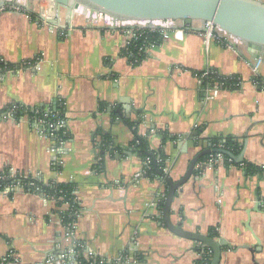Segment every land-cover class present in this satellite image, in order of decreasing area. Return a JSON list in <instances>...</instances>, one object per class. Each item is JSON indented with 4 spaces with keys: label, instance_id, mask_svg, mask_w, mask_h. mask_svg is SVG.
Listing matches in <instances>:
<instances>
[{
    "label": "crops",
    "instance_id": "crops-1",
    "mask_svg": "<svg viewBox=\"0 0 264 264\" xmlns=\"http://www.w3.org/2000/svg\"><path fill=\"white\" fill-rule=\"evenodd\" d=\"M8 1L9 9L0 8V60L15 67L37 59L40 64L38 70L1 75L0 113L11 104H64L68 151L55 167L50 140L27 122L0 118V171L74 184L79 214L73 239L67 240L60 212L66 204L25 191L0 196V258L12 251L20 264H40L75 241L84 255L105 260L139 254L144 264H194L197 244L163 225L157 207L163 183L146 177L137 154L103 155L96 148L102 132L126 151L135 130L152 151L165 154L173 182L202 151L214 155L209 141L230 138L237 144L229 153L241 155L242 162L227 156L228 164L196 163L193 176L175 194L170 220L191 233L216 231L231 246L220 264H264V89L254 83L256 61L246 46L220 31L205 47L202 22L188 28L161 22L152 27L167 31L168 38L131 64L122 50L127 32L150 27L92 22L77 13L72 28L63 18L65 29L51 30L27 15L37 14L38 0ZM181 25L183 32L173 31ZM206 70L236 77L240 86L213 90L206 99L196 78ZM256 77L264 82V58ZM161 132L175 140L163 142Z\"/></svg>",
    "mask_w": 264,
    "mask_h": 264
},
{
    "label": "water",
    "instance_id": "water-1",
    "mask_svg": "<svg viewBox=\"0 0 264 264\" xmlns=\"http://www.w3.org/2000/svg\"><path fill=\"white\" fill-rule=\"evenodd\" d=\"M56 7L66 9V20L75 14L95 13L99 19L116 24L127 22L144 24V27L161 22H181L187 28L193 22L211 23L219 31L242 42L247 53L255 60L264 58V4L259 0H52ZM0 2V8L5 6ZM187 149L184 145L182 152ZM242 162V156L233 157L224 150H214ZM202 151L191 162L186 175L177 182L167 176L168 191L162 220L163 225L174 235L207 247L212 251L210 264H220L224 248L231 246L220 239L211 240L208 236L184 231L171 222V205L177 190L194 174L198 160L209 154ZM204 169V167H203Z\"/></svg>",
    "mask_w": 264,
    "mask_h": 264
},
{
    "label": "built area",
    "instance_id": "built-area-1",
    "mask_svg": "<svg viewBox=\"0 0 264 264\" xmlns=\"http://www.w3.org/2000/svg\"><path fill=\"white\" fill-rule=\"evenodd\" d=\"M5 1V6L9 5L8 0H0V2ZM39 2L48 3L47 4H40L39 3V11L37 12L38 19L36 20L40 25L48 26L51 30H60L65 29V26L60 25L61 19L65 18V22L67 23V26L69 28H72V20L67 21L66 20V9L64 7H56L52 0H38ZM4 6V7H5ZM86 17L87 20L92 22H98V21H104L99 19L98 15L95 13H89L85 12L82 14ZM109 22V21H107ZM64 23V24H66ZM111 23V22H109ZM155 24V23H154ZM153 25H149L150 29L153 31L156 28L152 27ZM184 25L179 26V28L174 29L173 31L183 32L184 31ZM134 29H143V28H132L127 33V42L125 44L128 45L131 40L136 36L134 33ZM220 32L217 28H215L211 23H203L202 32L200 33L203 38V43L205 47H208L210 42L217 39V34ZM161 38L162 41L166 40L168 38L169 33L167 31L161 30ZM155 47L153 45H149L145 50L144 54L147 55V57L150 55L151 50ZM141 61L134 60L131 62V64H138ZM260 60H257L256 63L253 65V74L255 78H257V72H258V65ZM40 64V60L37 59L34 62L31 61H24L18 65L13 70H9L11 72L18 71L20 69H31V70H38ZM223 76L216 71L213 70H206L199 74V76H196L197 83L200 86V91L202 94H204V97L206 99H209L210 95L209 93L213 90L223 89L221 84L215 83L212 87L206 86L203 87L202 81L206 78H209L211 76ZM230 78V77H228ZM1 75H0V81H1ZM238 83L235 85L237 88L240 86V80L236 78ZM256 85H258V82H254ZM236 88V89H237ZM58 108L60 110H51L50 108H43L42 110H36L35 108H32L31 111L33 113L32 116L24 113H21L18 117H16V114L18 110L16 107L9 108L5 110L4 112L0 113V118L5 120H10L17 123H24L27 122L32 127L36 128L35 130L39 133L41 137L47 138L50 140V148L52 152L56 154V159L54 160L53 166L60 167L63 164V158L65 154L68 151V134L66 132V125H65V112H64V104L59 103ZM101 142L96 140L95 145L96 148L100 146ZM214 155H211L208 159V165L210 166H216L219 164V162L223 161V155L218 152H214ZM163 172L167 175V170L164 164ZM35 179L39 182H42L45 187H50L54 185V182H46L41 178L39 175L35 176H29V175H23L16 173L11 170H3L0 171V182L7 181L9 179ZM53 187V186H52ZM18 191H25L29 193H34L42 196L45 199H50L52 201H56L59 203L62 199L55 198L54 196L50 195L48 192H44L41 188L35 186L32 182L30 183H23L21 181H15L11 184H6L2 186L0 184V196H9L15 192ZM74 194V192H73ZM160 199L166 200V195H161ZM74 203H77L75 200ZM68 206L67 209L60 211L63 213L61 216V222L63 224L64 233L63 238L67 240H72L74 236V230L76 227V219L78 217L79 212L72 210L71 206L66 204ZM264 207V206H263ZM70 218H74V221L65 223V220H68ZM83 262H86L87 264H140L138 263L137 257L129 258L128 256H121L115 260H105L100 259L93 255H84L83 254V247L80 243L73 241L72 245L69 248H60L59 251L56 254L47 256L40 264H84ZM0 264H20V260L18 259L17 255L10 251L7 253L4 257L0 258Z\"/></svg>",
    "mask_w": 264,
    "mask_h": 264
},
{
    "label": "trees",
    "instance_id": "trees-1",
    "mask_svg": "<svg viewBox=\"0 0 264 264\" xmlns=\"http://www.w3.org/2000/svg\"><path fill=\"white\" fill-rule=\"evenodd\" d=\"M9 5H6L4 7L5 10L9 9ZM27 15L33 20L35 19V21L38 19V16L36 13L33 12H27ZM134 33L136 34V36L131 40V42L126 45L122 50H123V55L129 60V62L131 63L134 60H138V61H142L143 59H145L147 57V55L144 54V50L149 46V45H153L154 47H157L161 44L162 42V38H161V30L160 29H155V30H151L150 28H143V29H134L133 30ZM17 67V66H16ZM13 65H9L6 64L5 62L0 60V75L4 74L5 72L9 71V70H13L16 68ZM196 76H199V74H197ZM254 82H258V87L261 89H264V82L260 77L254 78L253 79ZM215 83L221 84L222 88L224 90H236V84L238 83L236 77H222V76H211L209 78H206L202 81V85L203 87L209 86L212 87ZM16 107V109L18 110L16 117H18L21 113H26L30 116L33 115L30 107L24 106L22 104H11L6 106L2 112H4L5 110L12 108V107ZM43 108H45L44 106L41 107H36V110H42ZM51 110H60L58 108V106L56 107H49ZM101 109H104V106L101 105ZM1 112V113H2ZM116 116L115 113H111V117L114 119ZM130 128H134L137 126V123H128ZM135 133V139L134 141L130 144L129 148L125 151L122 150L121 148H118L117 146H115L112 142V139L107 136L104 135L102 132H98V136L101 140V144L98 147L102 152L103 155L104 153L108 155H112L113 152L117 151L119 152V154H122L125 152H129L131 154H137L143 161L144 163V172L146 177L150 178V179H159L163 185H164V194L167 195V191H168V182H167V176L164 172H163V168H164V164L166 162V156L163 152L159 151V152H154L149 148V145L147 143L146 139L140 138L138 137V135L136 134V131L134 130ZM163 136V142L169 141V140H175V137H170L168 136L165 132H161L160 133ZM209 143L211 144V147L213 150H224L227 152H231V153H235L238 149H237V144L234 143L233 140H231L230 138L224 139V140H220V139H213L211 141H209ZM126 153V154H127ZM210 156V153L201 157L198 162L199 163H204L207 159H209L208 157ZM225 163L228 164V157L225 156L224 157ZM247 170L249 172L255 173V172H259V170H257L256 168H253L251 166H247ZM261 173H263V170L260 171ZM15 181H21L23 183H30L32 182L35 186L41 188L44 192H48L50 195L54 196L55 198H60L62 199L58 204H68L71 206L72 210L74 211H79L78 205L77 203H74L75 201V197H74V190H75V185L74 184H54L50 187H45L44 184L42 182H39L38 180L29 178V179H25V180H20L18 178L16 179H9L7 181L4 182H0V184L2 186L6 185V184H11L12 182ZM157 207L159 209L160 212L163 213L164 207H165V201L163 199H159L158 203H157ZM74 221V218H70L68 220H65V223H69ZM161 221V220H160ZM207 236L213 240V241H218L220 240L219 235L217 234L216 231H214L212 228L209 229ZM227 248H224V250H226ZM196 253L198 254V258L194 261V264H210L211 258H212V251L207 248V247H203L201 245H197L196 247ZM138 263L140 264H144V260L142 258V256H140L139 254H136ZM84 264H87L86 262H83Z\"/></svg>",
    "mask_w": 264,
    "mask_h": 264
},
{
    "label": "rangeland",
    "instance_id": "rangeland-1",
    "mask_svg": "<svg viewBox=\"0 0 264 264\" xmlns=\"http://www.w3.org/2000/svg\"><path fill=\"white\" fill-rule=\"evenodd\" d=\"M38 2H39V1H38ZM39 3H40V4H42V3H43L44 5H45V4H47V5H48V3H44V2H39ZM40 6H42V5H40Z\"/></svg>",
    "mask_w": 264,
    "mask_h": 264
}]
</instances>
